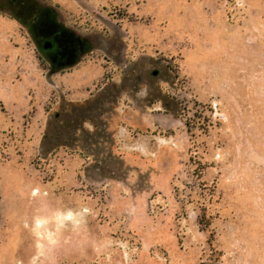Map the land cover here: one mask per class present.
Wrapping results in <instances>:
<instances>
[{
    "label": "rangeland",
    "instance_id": "rangeland-1",
    "mask_svg": "<svg viewBox=\"0 0 264 264\" xmlns=\"http://www.w3.org/2000/svg\"><path fill=\"white\" fill-rule=\"evenodd\" d=\"M4 64L0 264H264V0H0Z\"/></svg>",
    "mask_w": 264,
    "mask_h": 264
},
{
    "label": "crops",
    "instance_id": "crops-1",
    "mask_svg": "<svg viewBox=\"0 0 264 264\" xmlns=\"http://www.w3.org/2000/svg\"><path fill=\"white\" fill-rule=\"evenodd\" d=\"M25 69V67L23 68ZM0 70L2 72L6 71L9 72L10 67L6 64L3 66H0ZM24 72L26 70H23ZM3 81H0V102H2V105L5 108L6 113L11 115L12 120L19 121L23 120L25 115L30 109V102L25 97V91L26 86L25 83H20L18 85L13 84L12 82L9 83V81H6L7 79L5 76L2 77ZM11 120V121H12ZM0 121H2V124L4 125V129L10 130L13 128L10 124L7 122L6 116H4V113L0 111ZM0 125V126H1ZM8 126V128H7ZM3 133V129L1 130Z\"/></svg>",
    "mask_w": 264,
    "mask_h": 264
},
{
    "label": "trees",
    "instance_id": "trees-1",
    "mask_svg": "<svg viewBox=\"0 0 264 264\" xmlns=\"http://www.w3.org/2000/svg\"><path fill=\"white\" fill-rule=\"evenodd\" d=\"M199 224L201 226L202 231L207 233L211 239H214L216 237L215 231L212 230L211 217H208L206 210H203V214L199 218Z\"/></svg>",
    "mask_w": 264,
    "mask_h": 264
},
{
    "label": "water",
    "instance_id": "water-1",
    "mask_svg": "<svg viewBox=\"0 0 264 264\" xmlns=\"http://www.w3.org/2000/svg\"><path fill=\"white\" fill-rule=\"evenodd\" d=\"M52 47H53V46H52V43L48 42V43H46V44L43 46V49L48 51V50L52 49Z\"/></svg>",
    "mask_w": 264,
    "mask_h": 264
},
{
    "label": "flooded vegetation",
    "instance_id": "flooded-vegetation-1",
    "mask_svg": "<svg viewBox=\"0 0 264 264\" xmlns=\"http://www.w3.org/2000/svg\"><path fill=\"white\" fill-rule=\"evenodd\" d=\"M50 50H52V49H50Z\"/></svg>",
    "mask_w": 264,
    "mask_h": 264
}]
</instances>
